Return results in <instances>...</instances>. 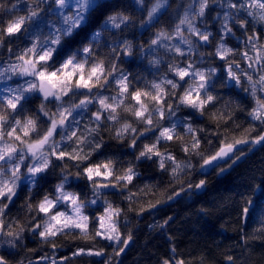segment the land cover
Here are the masks:
<instances>
[{"label":"trees","instance_id":"obj_1","mask_svg":"<svg viewBox=\"0 0 264 264\" xmlns=\"http://www.w3.org/2000/svg\"><path fill=\"white\" fill-rule=\"evenodd\" d=\"M49 2L0 0V99L4 101L0 103V115L6 117V124L2 126L5 132L2 140L4 146L11 144L19 148L42 139L49 125L44 112L52 115L58 110V104L55 106L54 102L42 100L35 91L25 93V98L15 111L6 105L7 98L15 94V90L25 82L16 76L19 57L32 54L29 50L34 44L38 46L51 40L52 28L48 24H57L58 15L52 11L54 6ZM157 3L160 7L153 20L148 22V10ZM36 5L39 6L34 7ZM199 7V0H143L142 3L139 0H96L95 8L79 28L70 36L58 34L61 43L47 62V69L56 71L69 58H73L76 63H85L87 60L86 71L94 62L103 61L106 74L112 71L113 66L115 71L108 76L109 83L105 87H93L91 92L101 93V98L107 96L109 99L106 103H113L112 97H116L117 101L123 99V103L116 107V120L104 119L109 111H103L101 126L97 127L93 113L100 109V105L95 95L90 97L93 103L76 117L78 127L67 128L68 139L58 149L66 153L82 149V154L90 153L88 159L74 160L65 156L59 160L50 156L49 166L38 174L32 185L20 183L13 199L4 201L7 207L0 214V257L7 264H50L43 260L47 257L52 258L51 264H164L165 261L168 264H226L229 257L232 258V264H264V145L223 177L218 178L217 173L230 165V162L217 167L207 176L198 173L204 159L214 155L221 147L255 139L264 132V119L253 118L254 112L261 115L259 108H264L262 96L257 89H253L254 93L248 92V85L240 70L233 69L241 79L239 85L227 74L229 64H238L244 70L238 61L237 50L225 39L223 49L230 51L224 53V59H220L216 53L221 45L217 46L213 38L223 25L222 12L213 8L208 0L204 17L201 18L194 15ZM30 10L39 11V18L34 22H26L20 32L11 36L3 33L9 23L27 17ZM228 14V27L232 29L231 33H235V18L240 21L244 17L241 19V16L237 17L231 11ZM244 14L250 17L247 11ZM186 15L198 29L211 32L208 47L197 43L193 35L189 36L191 32L186 23L180 24ZM110 17H115V21H109ZM123 17L128 19L121 23ZM250 22L248 25L254 26ZM177 25H180L183 39L192 41L191 51L189 45L181 43V37L175 35ZM205 26L208 28L204 29ZM161 32L171 37L164 40L166 46L151 45V40ZM95 33L99 35L93 38ZM261 33L258 30V34ZM125 44L131 46L127 55L122 54ZM173 46H179L185 55H177ZM85 47L93 50L91 57L83 53ZM189 62L199 71L216 69L215 74L208 79L211 86L208 94L214 100L205 105L202 119L196 118L197 114H201L196 109L179 104V97L185 89L198 81L188 77L180 81L171 70L175 66L182 68ZM122 74L128 77L129 83V92L125 97H120L119 85L116 83ZM166 80L178 81L180 87L172 89ZM100 84H105L103 78ZM153 84H161L168 94L174 115L168 116L165 105L164 118L154 114L153 124L148 126L134 115L139 104L131 99V93L137 90L149 93L148 96H142L141 100L151 111L156 106L151 100V96L156 94ZM77 91L86 93L88 90ZM201 98H206L203 92ZM82 99L83 95L73 96L70 93L63 99V107L79 104ZM29 119L35 124L30 127L28 136H24V125ZM16 120L20 121L19 126L15 125ZM71 121L72 117L67 123ZM126 124L130 128L123 130ZM174 125L173 139L160 138L157 141L160 130L164 127L171 129ZM189 125L193 129L191 133L188 131ZM11 126L17 127L14 135H20L23 144L6 136ZM149 127L155 133L140 138L141 133ZM133 128L135 132L131 131ZM89 129L96 131L89 132ZM73 131L76 136H72ZM193 136L200 139V147L196 152L186 153L184 147H191ZM77 138H80V142ZM133 141L135 145L131 150ZM96 144L101 146L96 148ZM145 145H155L153 153L148 154L150 159L148 156H140ZM247 150L248 147H242L235 156ZM155 152H159L160 156L155 155ZM169 155L174 159H169ZM161 161L163 168L160 167ZM104 164H110L113 172L106 182L116 185L117 190L95 194L83 169L101 165L103 172ZM128 168L135 173L132 181L118 182L116 177L122 176ZM201 180L205 181V189L200 195L183 193L174 203L149 211L167 202L178 192L188 187L194 188ZM61 183L65 189L77 195L83 208L95 195L100 198L102 205L111 206L112 219L119 235L124 239L131 238L125 253H120L121 244L115 246L96 235L99 231L96 215L100 214L102 205H97L96 213L84 208V212L89 214L85 232L64 230L47 240L38 233L33 234L32 226L43 222L38 205L45 196L53 198L57 185ZM245 201L253 203V211L245 227H242V216L236 209L243 206ZM21 228L24 229L21 237L13 241L8 233L15 234ZM79 249L101 254L74 255Z\"/></svg>","mask_w":264,"mask_h":264},{"label":"snow or ice","instance_id":"obj_2","mask_svg":"<svg viewBox=\"0 0 264 264\" xmlns=\"http://www.w3.org/2000/svg\"><path fill=\"white\" fill-rule=\"evenodd\" d=\"M41 3H43V0H40ZM139 2H143V0H139ZM53 3H55L58 6V10L62 11L65 8H72L73 4L75 6V10L72 17H62L64 21V25L59 32L64 36H70L73 31L77 28H79L87 19V15L90 13L91 10H93L96 6V0H53ZM199 10L194 13L195 16L198 17H204L205 9L208 6V0H199ZM230 7L233 9H237V17L239 16V13L241 10L244 9V0H235L234 3L229 0ZM39 5H36L34 7H38ZM50 7V5H49ZM160 7V4L157 3V5L153 6L150 10H148V22H151L158 11V8ZM259 7L264 8V3L259 4ZM251 14V13H249ZM40 16V12L36 10H30L29 15L27 17H20L18 20L11 22L8 24L7 28L3 30L4 34H7L8 36H11L15 33H18L22 30V26L28 22V21H35ZM127 17H123L121 20V23H124L127 21ZM260 19L264 20V15H261ZM228 14L225 13V23L223 25L224 32L231 33L232 29L228 27ZM109 21L114 22L115 17H110ZM108 21H106L107 23ZM187 24L188 31L192 33L194 37L198 38V41H203L205 44L209 40L210 33L207 32V30L201 32L196 25L188 18L186 15L181 21L180 24ZM116 27H119V24L115 25ZM239 27L242 30H246V25L243 20H240ZM98 33L93 34V38L98 37ZM175 35L178 37H181V43L189 45V51H191V45L192 41H189L187 39H183L182 32L180 25H177ZM171 39V37H168L166 33H157L156 38L151 40V45L154 46H166L164 44V40ZM258 37L252 36L248 38L247 43L252 44L253 47H255L256 42L258 41ZM61 38L60 35H56L53 33V39L47 42L45 45L41 46L40 53L36 54L35 59H29L24 61L26 64V67L21 71L20 75L22 77L25 76H31L33 79L31 80H25L23 86H19L15 90V94L10 95L6 100V105L8 108H11L12 110H16L18 104H20L21 100L25 98V93L38 91L43 94L44 101H48V98L51 96L54 99V102L58 103V110L57 113L49 115L48 112H44V115L47 116L50 120V127L48 128L46 134L43 136L42 139L38 140L35 144H29L27 146V150L24 149H18L14 145L6 144L5 147L0 148V214H3L4 208L7 207V204L4 203L5 200L11 201L13 197L16 195V189L19 185L20 177L23 175L21 173L20 169L21 166L27 167L29 178L34 179L35 175L37 173L43 172L47 167L49 166L50 160L45 157H41L39 161L36 159V149L43 148L44 145L48 144L50 139L53 137L54 132L59 127L61 129H66V127H78V121H76L75 116L73 113H77L78 110H84L87 108L88 104L93 103V99L90 98L93 95L98 99V103L100 105V109L93 113V119L94 122L97 124V127L101 126V120H102V112L103 111H109V115L107 117H104V119L108 120H116L117 117L115 115L116 107L118 104L123 103V99L117 101L116 97H112L113 103H106V101L109 99L107 96H102L101 93L93 94L91 92V89L93 87H105L109 81L108 76L112 75V73L115 71V67L113 66L112 71L105 73L104 68V62L98 61L94 62L90 69L86 71V63H76L73 58H69L65 63L61 65L59 69L56 71L49 72L47 70V62L52 58L53 54L57 51L58 47L60 46ZM36 45H33V48L30 49V52L36 51ZM118 47V45H117ZM174 51L177 55L183 56L185 53L182 51V49L179 46H173ZM223 50V51H222ZM131 51V46L125 44V50L122 52V54L127 55ZM230 50H224L223 45H221L220 48L217 49V55H219L220 59L225 58V52ZM93 50L90 47H85L83 49V53L86 57L92 56ZM243 59L251 60V58L248 56L247 52L242 54ZM21 60H24V57H20ZM259 59V57H258ZM43 62V63H41ZM37 64H40V68L37 69ZM237 70L241 71V74L245 76L249 81H251V76L247 74L246 71L240 69V66L237 64L235 65ZM261 68H264V64L260 65ZM248 68H253L252 63L248 64ZM175 72L176 76L179 77L180 81H184L185 77H188L191 80H197L198 82L195 84V86L190 85L189 88L185 89L183 92V95L179 97V104L186 105L192 109H196L203 115L205 111V105L212 102L214 100V97L210 94L209 88L211 87L208 84L209 76L212 74H215L216 69H208L207 72L205 71H199L194 69L193 65L189 63L186 67L181 68L179 66H175L171 69ZM255 71V69H253ZM12 71H15V69H12ZM227 74L228 77L235 82L236 85H239L241 83V79L239 76L236 75V73L233 71V65L229 64L227 68ZM75 77V79H74ZM101 78L104 79L105 84L101 85L100 81ZM115 78V77H114ZM187 82V81H185ZM57 83L59 84V94L57 92H54L51 90V88L48 87V85H51L52 87H56ZM116 83L119 85V95L120 97H125L129 92V83H128V77L126 75H121L118 79H116ZM166 83L171 85L172 89H176L180 87V84L178 81L174 80H166ZM260 83L264 84V76H261ZM153 89L156 90V94L151 96V100L155 102V107L150 111L148 107L142 102L141 97L142 96H148L149 93H143L139 90L133 91L131 93V99L136 101L137 104H139V107L135 109L134 115L144 120L146 125L151 126L153 124L152 116L159 115L160 118H164L165 116V105H167V112L168 116L171 117L174 115V110L172 107V104L168 102V94L164 91L161 84H153ZM79 89H86L88 90L86 93L78 92ZM201 92H203L204 97L201 98ZM75 96V95H83L84 99L80 100L79 104H75L74 106H69L67 108L63 107L64 100L63 97L69 96V94ZM3 99H0V103H3ZM41 111H43V108H41ZM145 113H148L147 116H145ZM59 116V120L56 119V116ZM72 117V121L67 124L66 121H68V118ZM254 119H264V113L261 115H257L255 112L253 113ZM6 124V117L4 115H0V141H2L5 137V132L2 130V126ZM35 122L31 119L27 120L26 124L24 125L23 129V135L28 136L30 127H34ZM15 125L19 126L20 121L16 120ZM130 128V125H124L123 130H127ZM147 131H152L151 127L146 129ZM17 131V127L11 126V129L6 132V136L16 142H19L20 144H23L24 141L20 135H14ZM96 129H89V132H94ZM132 132H135L136 129H131ZM188 131L191 133L193 129L191 126H188ZM119 135V133H118ZM143 135V133H141ZM175 135V125L173 128H163L160 130V135L157 137V141H159L160 138H165L167 140L173 139V136ZM72 136H76V132H72ZM78 142H80V138H77ZM264 141V136L259 137L254 143H260ZM135 145V141H133V146ZM101 145L96 144V148H99ZM51 147V155L56 156L57 159L63 160L65 156H68L69 159L74 160H86L88 159L90 153L88 154H82L83 150L80 149L79 152H77L76 149L73 150V153H66L62 150H57L58 145L54 142L50 145ZM200 147V139L196 136H193L191 147H188L185 145L184 151L186 153L189 152H196ZM155 149V145L148 146L145 145L144 151L140 153L141 157L148 156L150 159L151 156L148 155L149 153H153ZM232 151V145H227L226 148H221L218 152H216L215 155H212L206 159H204V165L208 166L211 165L214 161H217L218 159H222L223 157L227 156L229 152ZM28 153H31V159L33 160V163L28 165L25 164V159L28 158ZM75 153V154H74ZM155 155L160 156L159 152H155ZM169 159H174L171 155L168 156ZM76 167H79V165H75ZM104 171L101 172V165H91L87 166L83 169V172L86 174L87 179L89 181H92L95 187V191L98 192L100 187H108V183L103 184H96V181L93 179V177H101L103 176L105 179L107 177H110L113 175V172L110 168V164H104L103 166ZM160 167L163 168L164 164L163 161H161ZM179 165H177V168ZM225 169H221V172H223ZM175 171V170H174ZM135 173L131 168H128L127 171L122 175L116 177V180L119 181H125V182H131L133 179V176ZM205 183L204 180H201L198 185H196L197 188L203 186ZM64 184L61 183L57 185L56 192L58 193L56 200H49L47 196L44 197V199L40 202L38 205V210L41 213H44L45 215H48L50 210L55 208L59 202L61 201H71V204L75 206V212L78 214L77 219H73L70 216H66L63 212H56L48 217V219L45 221L43 225V229L41 230V225L39 223H36L32 226L33 234L38 233L39 236L45 240H47L50 237H55L58 232L63 233L64 229H68L69 231H72L74 229H81L82 232H85L87 228V217L79 215L80 210L83 207V205H80L77 203V197H75L71 193H66L63 191ZM92 203H95L93 200ZM111 207V206H109ZM108 212V209L105 210ZM236 211L239 212V214L245 218H247L251 212L253 211L251 207L250 201H245L244 205L241 207H238ZM63 218V220L61 219ZM103 218H101L102 220ZM24 231L23 228L20 229L19 232L13 234L11 232L8 233V235L13 237V241L17 240L21 237L22 232ZM114 231V229H113ZM0 232H2V221H0ZM86 234V233H85ZM97 236L103 235L101 232L97 231ZM108 240H119V235L116 236L108 235L105 237ZM12 243V241H10ZM123 243L126 245L128 243L127 240H124ZM123 249H121L122 251ZM84 249H79L77 253H74V255H78L80 253H83ZM89 255H100L101 252H92L91 250L88 251ZM231 261V257L228 258ZM0 264H6V261L3 257H0ZM164 264H168V261H165ZM179 264H183V262H179Z\"/></svg>","mask_w":264,"mask_h":264},{"label":"rangeland","instance_id":"obj_3","mask_svg":"<svg viewBox=\"0 0 264 264\" xmlns=\"http://www.w3.org/2000/svg\"><path fill=\"white\" fill-rule=\"evenodd\" d=\"M44 1L45 2L46 1H50L49 3L53 4V6H54V8H52V11L54 10V12L58 15V18H57L58 19V23L57 24H51V23L48 24L52 28V35H51V40H52L53 39V33H55L56 35H58L60 33L59 30L63 26H65L62 17H72L73 16V13H74V10H75V6L73 4V7L72 8H65L62 11H60V10H58V6L55 3H53V0H44ZM210 1H211V6L213 8H218L222 12V15L221 16H223L222 17V23H223V25L225 23V17H224L225 16V13L228 14L231 11V13L237 14V9H233V8L230 7L229 0H210ZM231 2H232V0H231ZM261 3H264V0H244V9L241 10L240 13H239V16H241V19H242V17H244L243 21H244V23L246 25V30H243V31H245L249 35L250 34L251 35L253 34L252 32L256 28L255 25L261 26L260 30L262 32L264 31V20L260 19L261 15H264V8L259 7V4H261ZM220 11L218 12L219 14L221 13ZM244 11H247V13H251L250 14V17L245 16ZM235 14H233V15H235ZM41 18H42V16H41ZM228 19H229V14H228ZM234 21L235 22L233 23V26L236 27V28H238L240 21L237 20L236 18H235ZM249 21H251L250 24H253L254 26L248 25ZM227 23H228V20H227ZM223 25L220 26V28L218 29V31L216 33V37L213 38V39H216L217 46L221 45V41L223 40V37H224L223 35H230V36H232V34H233V33H227L226 34L224 32V30H223ZM207 28L208 27H206V26L204 27V29H207ZM199 30L201 32H203L202 31V28L199 29ZM236 31H238V30L236 29ZM208 33H210L209 37H211L212 36L211 32H208ZM190 35H192V33H189V36ZM248 37H250V36H248ZM219 39H220V42H219ZM194 40L197 42L198 41V38L195 37ZM234 40H236V39H234ZM246 40H248V38ZM43 45H45V43H43L41 45H38L36 47L35 53L32 52V54H30L29 56L24 57V60H21L20 57H19L20 64H19V67H18L17 72H16V76H17L18 79H24V80H31V79H33L31 76L22 77L20 75V73L26 67V64L24 63V61L29 60V59H35L36 54H39L40 53L41 46H43ZM216 53H217V50H216ZM252 54L251 53H248V56L250 57V56H252ZM254 61L255 60L253 59V61H252L253 68L250 69V68H248V66H246V68H244V71H246L247 74L249 76H251V81H249L244 76L245 81H246V83L248 85L247 86V88H248L247 90H248V92L251 91L250 93H254L253 92L254 91L253 89H257L258 90L257 92L262 96V98L264 100V84H261L260 83V78H261V76H264V74L258 72L255 69L254 63H253ZM41 63H43V62H41ZM189 63L185 64L184 67H186ZM36 67H37V69H39L40 68V64H37ZM184 67H182V68H184ZM253 69H255V71ZM47 70L49 72H51L49 69H47ZM195 84H196V82L192 86H195ZM187 88H189V86ZM54 89H55V92H57V94H59V84L58 83H57L56 87H54ZM65 97H63V99ZM48 102H54L53 97H51L48 100ZM54 104L56 106V104H58V103L57 102H54ZM90 105L91 104H88L87 105V108L84 109V110H78L77 113H73V115H76L77 114L75 116V118L78 116V114H83L89 108ZM259 112L261 114L264 113V108L263 109L259 108ZM47 119H49V118L47 117ZM56 119L59 120V116L58 115L56 116ZM48 123H49V125H48V128H49L50 127V120H48ZM67 124L68 123L66 121V126H67ZM67 128L68 127H66V129H61V128L58 127L56 129V131L54 132L53 137L50 139L49 143L45 146V148L43 150H41L39 153L36 154L37 161H39L41 157H45V158H48L49 159V157L52 156V157H55L56 158V156L51 155V147H50V145L55 142L58 145V149H59L60 146H61V144L68 139V136L66 134ZM159 135H160V132H158L157 137H159ZM27 145H28V143L24 144L22 147H19L18 149H24L26 151ZM3 147H5L4 146V143H2V141H0V148H3ZM32 163H33V160L31 159V157L28 156V158L25 159V164L30 165ZM20 171H21V173H23V175H21V177H20L19 184L22 183V182H26L28 185H32L34 179L39 174V173H37L35 175L34 179H30L29 178V174H28L27 167L21 166ZM93 179L96 181V184L107 183L106 182V179L103 176H101V177H95L94 176ZM87 181L90 183L89 185H90L91 189L95 192V194H98L95 191L96 185H94L88 179H87ZM63 191L66 192V193H71L75 197H77V195L75 193H72L71 191H69V190H67L65 188H63ZM57 195H58V193L55 191V196L53 198H49V200H56ZM93 200L95 201V203H92ZM77 203L80 204V205H82V203L79 201L78 197H77ZM97 205H99V206L102 205V201L100 200L99 197H97V195H95L86 204V206L84 208H86L87 210H90L92 213H96L97 212V210H96ZM84 208L83 207L81 208L79 215H82V216H85V217L88 218V215L89 214L86 213V212H84ZM74 209H75V206L71 204V201L70 200L69 201H61V202H59L58 205L55 208H53V209L50 210V212H49L48 215H45L44 213H42L43 222L41 224V226H42L41 227V230L43 229V225H44L45 221L48 219V217L50 215L56 213V212H63V213L66 214V216H70L74 220L77 219L78 214L75 212ZM106 209H108V212L105 211ZM112 215H113V211L109 207H107L105 205H102L101 206V212H100V214L99 215H96L97 219L99 220V232H101L103 234V235H101L102 238H105L108 235H112V236H116L117 234L119 235V233H118V231L116 229V224H115V222L112 219ZM101 218H103V219L101 220ZM61 219L63 220V218H61ZM113 229H114V231H113ZM64 230H68V229H64ZM77 230H81V229H78L77 228ZM106 240H108V239H106ZM124 240H127V237H125V239H124V237H122V236L119 235V240H109V241H110V243L111 242L114 243L115 246H118L120 244L123 246L124 245V243H123ZM77 252H78V250H76L74 253H77ZM80 254H88V251H84L83 253H80ZM43 260L44 261H49L50 264L53 263V260L51 258L49 260H47V258L46 259L44 258Z\"/></svg>","mask_w":264,"mask_h":264},{"label":"water","instance_id":"obj_4","mask_svg":"<svg viewBox=\"0 0 264 264\" xmlns=\"http://www.w3.org/2000/svg\"><path fill=\"white\" fill-rule=\"evenodd\" d=\"M200 44H203V45H204L205 43H204L203 41H200ZM27 77H28V76H27ZM48 87L51 88L52 91H54V87H52L51 85H48ZM36 95H37L38 97H40V98L43 99V94H42V93L36 91ZM50 98H51V96H50L48 99H50ZM43 100H44V99H43ZM196 117H197L198 119H202V115H201V114H198ZM154 132H155V130L144 132L143 135H140V138H145V137H147L148 135L153 134ZM261 136H264V132H262L261 135L258 136V137L255 138V139L246 140V141H243V142H241V143L230 144V145H232V151L229 152L227 156L223 157L222 159H218L217 161H214L211 165H208V166H205V165H204V162H203V163L201 164V166L199 167V169H198V173L201 174L202 176H207V175H209V174L211 173V171H212L213 169H215L216 167H218V166H220V165H222V164H225V163H227L228 161H231V160L234 158L235 153H236L238 150H240L242 147H248V150H247L246 152L240 154L237 158H235V159L233 160V162L231 163V165H230L229 167H226L225 170H224L223 172L219 171V173H218V175H217L218 177H222V176H224V175H225L226 173H228L233 167H235L236 165H238V164H240L241 162H243V161L245 160L246 157L250 156L254 151H256L257 149H259L260 147H262V146L264 145V141H262V142H260V143H254V141H256V140H257L259 137H261ZM36 142H37V141L32 142V143H30V144H35ZM27 146H28V145H27ZM44 146H45V145H44ZM132 147H133V145L130 146V149H132ZM226 147H227V145H226V146H223V148H226ZM43 148H44V147H43ZM43 148H38V149H36V154H37L40 150H42ZM221 148H222V147H221ZM221 148H220V149H221ZM220 149H219V150H220ZM219 150H218V151H219ZM218 151H217V152H218ZM215 154H216V153H215ZM215 154H214V155H215ZM28 155H29V157H31V153H28ZM108 185H109L108 187H100L98 192H100V193H109V192H111V191H115V190H116V186H115L114 184H112V183H108ZM204 186H205V183H204L203 186H201V187H199V188L195 187V188H194V193L197 194V195L201 194V193L204 191ZM179 196H180V194H176V195H174L171 199L168 200L167 203H172V202H174ZM165 205H166V204H162L161 206H165ZM156 207H157V206L151 208L150 210H153V209H155ZM251 207H253V203H251ZM247 218H248V217H247ZM247 218L242 217V224H243V225H244L245 222L247 221ZM0 237H1V232H0ZM130 240H131V239H128V240H127L128 243H127L126 245L124 244V246H123V248H122L123 250L121 251L122 253H124V252L127 250L128 245L130 244ZM6 264H7V263H6ZM227 264H231V261L229 260V261L227 262Z\"/></svg>","mask_w":264,"mask_h":264},{"label":"flooded vegetation","instance_id":"obj_5","mask_svg":"<svg viewBox=\"0 0 264 264\" xmlns=\"http://www.w3.org/2000/svg\"><path fill=\"white\" fill-rule=\"evenodd\" d=\"M255 30L252 32L253 34L251 35H249V34H247L245 31H243V30H241V28H236L238 31H236L235 33H233L232 34V36H230V35H223L224 37H223V40L221 41V45H224L225 43H224V40L225 39H227V40H229L230 41V43H232V45H233V49H236L237 50V55H238V61L241 63V65L243 66V68H246V66H248V64L249 63H252V61H253V59L255 60L253 63H254V67H255V69L258 71V72H260V73H262V74H264V68H261L260 67V65L261 64H264V31L261 33V34H258V30H260V28H261V26H257V25H255ZM248 36H250V37H252V36H255V37H258L259 39H258V41L256 42V44H255V47H253L252 46V44H249V43H247V41L248 40H246L247 38H249ZM212 37V36H211ZM211 37H209V40H208V42L206 43V44H202L204 47H208L209 45H210V43H211ZM229 38V39H228ZM234 39H236V40H234ZM246 40V41H245ZM261 41V42H260ZM219 42H220V39H219ZM245 52H247V54L248 53H253L252 54V56H250V58H251V60H246V59H243L242 58V54L243 53H245ZM258 57H259V59H258ZM219 63H221V62H219ZM225 68H227V67H225ZM236 67H235V65H233V69H235ZM192 113H194V112H192ZM200 183V182H199ZM198 183V184H199ZM197 184V185H198ZM196 187V186H195ZM194 187V188H195ZM194 188H186L183 192H178L177 194H180V196L176 199V200H178L182 195H183V193H188V192H191V193H193V194H195L194 193ZM203 193V192H202ZM176 195V194H175ZM195 195H197V194H195ZM200 195V194H199ZM172 198V197H171ZM170 198V199H171ZM175 200V201H176ZM174 201V202H175ZM168 202V201H167ZM167 202H165V203H163V204H172V203H174V202H172V203H167ZM162 205V204H161ZM161 205H159V206H157V208L158 207H162ZM165 205V206H166ZM153 208V207H152ZM149 211H152V210H150L149 209ZM139 218H141V216L139 217ZM248 219V218H247ZM247 222V221H246ZM246 222H245V224H246ZM245 224L243 225V224H241L242 225V227H245ZM131 239V238H130ZM241 240V242H242V238L240 239ZM131 244V243H130ZM130 244H129V246H130ZM128 246V247H129ZM123 248V246H121V249ZM128 249V248H127ZM120 253H122L121 251H120ZM125 253V252H124ZM123 254V253H122ZM50 258H48L47 257V260H49ZM52 259V258H51ZM229 261V260H228ZM227 261V262H228ZM49 262V261H48ZM227 264V263H226ZM231 264H232V262H231Z\"/></svg>","mask_w":264,"mask_h":264}]
</instances>
